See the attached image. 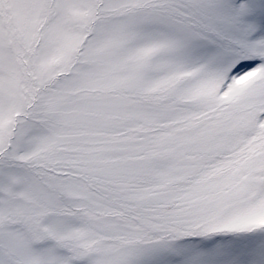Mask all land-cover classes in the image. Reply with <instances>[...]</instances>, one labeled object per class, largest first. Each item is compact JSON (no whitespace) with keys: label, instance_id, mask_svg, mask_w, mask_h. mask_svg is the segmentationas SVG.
Here are the masks:
<instances>
[{"label":"snow or ice","instance_id":"snow-or-ice-1","mask_svg":"<svg viewBox=\"0 0 264 264\" xmlns=\"http://www.w3.org/2000/svg\"><path fill=\"white\" fill-rule=\"evenodd\" d=\"M0 264H264V0H0Z\"/></svg>","mask_w":264,"mask_h":264}]
</instances>
